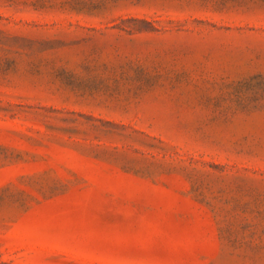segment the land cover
<instances>
[{
  "label": "rangeland",
  "instance_id": "obj_1",
  "mask_svg": "<svg viewBox=\"0 0 264 264\" xmlns=\"http://www.w3.org/2000/svg\"><path fill=\"white\" fill-rule=\"evenodd\" d=\"M0 264H264V0H0Z\"/></svg>",
  "mask_w": 264,
  "mask_h": 264
}]
</instances>
